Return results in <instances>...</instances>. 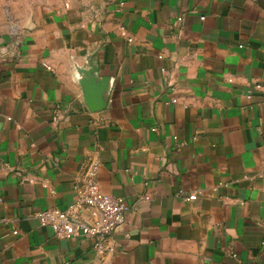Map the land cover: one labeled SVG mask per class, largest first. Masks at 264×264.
Listing matches in <instances>:
<instances>
[{
  "label": "crops",
  "instance_id": "crops-1",
  "mask_svg": "<svg viewBox=\"0 0 264 264\" xmlns=\"http://www.w3.org/2000/svg\"><path fill=\"white\" fill-rule=\"evenodd\" d=\"M94 165L129 206L102 256L34 217ZM0 264H264V0H40L0 19Z\"/></svg>",
  "mask_w": 264,
  "mask_h": 264
},
{
  "label": "built area",
  "instance_id": "built-area-1",
  "mask_svg": "<svg viewBox=\"0 0 264 264\" xmlns=\"http://www.w3.org/2000/svg\"><path fill=\"white\" fill-rule=\"evenodd\" d=\"M176 195L186 202L196 199V194L185 195L179 192ZM128 212L129 206L123 198L101 191L97 183V168L94 165L86 173L83 188L77 190L75 200L66 209L50 208L36 212L34 217L40 226L49 228L58 239H92V249L102 256L111 250L107 242L124 224Z\"/></svg>",
  "mask_w": 264,
  "mask_h": 264
},
{
  "label": "rangeland",
  "instance_id": "rangeland-1",
  "mask_svg": "<svg viewBox=\"0 0 264 264\" xmlns=\"http://www.w3.org/2000/svg\"><path fill=\"white\" fill-rule=\"evenodd\" d=\"M40 0H0V19L16 28L39 7Z\"/></svg>",
  "mask_w": 264,
  "mask_h": 264
}]
</instances>
